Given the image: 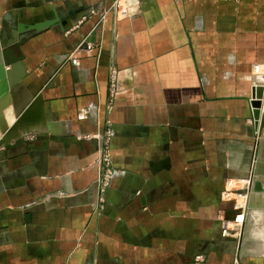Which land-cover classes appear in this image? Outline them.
Listing matches in <instances>:
<instances>
[{"label": "crops", "instance_id": "0c3cea01", "mask_svg": "<svg viewBox=\"0 0 264 264\" xmlns=\"http://www.w3.org/2000/svg\"><path fill=\"white\" fill-rule=\"evenodd\" d=\"M114 1L0 0L5 47L52 6L82 9L63 30L27 33L4 66L0 264H264V124L255 138L251 107L264 0ZM107 131L115 176L101 192ZM248 175L261 190L237 228L223 191Z\"/></svg>", "mask_w": 264, "mask_h": 264}, {"label": "water", "instance_id": "95a60500", "mask_svg": "<svg viewBox=\"0 0 264 264\" xmlns=\"http://www.w3.org/2000/svg\"><path fill=\"white\" fill-rule=\"evenodd\" d=\"M51 11L53 14L52 18H48L46 20L35 22L33 24H30L28 26H24L22 24H18L17 30L20 32V36H14L13 40L11 42L12 47H5L4 43L0 44V97L3 96L9 89V84L7 81V78L2 76L4 74V66H10L15 65L20 59H22V54L20 51H18L17 55H15V49L17 47H20L24 43V39L26 37L27 33H38L48 27L51 26H58L62 30L68 23V21L80 13L82 11L81 8H74V9H67L63 14H59L55 7H51ZM92 35H94V32H92ZM255 99L251 102L252 107V117L255 122V126H258V132L261 131L264 124V112H260V104H261V98L263 95V87L257 86L255 89ZM39 105L34 106L33 108H26L24 109L18 116H16V119L14 123L5 131H3L2 140H4L6 137H8L12 132L15 131L17 128V125H27L29 122H31L33 119H36L38 115L41 113ZM20 141V140H17ZM6 146V145H5ZM261 190V184L257 181H253L252 184V191L253 192H259Z\"/></svg>", "mask_w": 264, "mask_h": 264}, {"label": "built area", "instance_id": "2783aa9c", "mask_svg": "<svg viewBox=\"0 0 264 264\" xmlns=\"http://www.w3.org/2000/svg\"><path fill=\"white\" fill-rule=\"evenodd\" d=\"M120 2L121 0H115L114 4L119 5ZM87 48H90L89 44H87ZM262 69H263V74H262L263 82L261 86L263 87V95L261 98L260 112H264V66ZM258 134H259L258 126L256 125L254 129L255 138L258 136ZM109 135L110 132L107 131L105 135L106 144L103 148L104 168H103L102 182L100 187L101 192H104L105 189L109 187L113 176H115V171L111 168V164L108 158L107 141ZM253 181H254L253 175H248L247 177H244L238 181V187L235 189L231 187L232 185L230 182H227V187L223 191V197L225 200L231 201L232 205L229 211L222 212L223 221L231 220L234 222L235 226L238 225L237 228H240L248 212V204L252 193ZM240 238H241V230H237V241ZM233 262L235 264H239V260L236 254L235 257L233 258Z\"/></svg>", "mask_w": 264, "mask_h": 264}, {"label": "rangeland", "instance_id": "374dc122", "mask_svg": "<svg viewBox=\"0 0 264 264\" xmlns=\"http://www.w3.org/2000/svg\"><path fill=\"white\" fill-rule=\"evenodd\" d=\"M238 241H241V238L240 239H238ZM237 241V244H239V242ZM236 244V245H237ZM238 251V246H237V248H236V251H235V253ZM235 257V254H234V256H233V258ZM232 264H235L234 262H233V260H232Z\"/></svg>", "mask_w": 264, "mask_h": 264}]
</instances>
